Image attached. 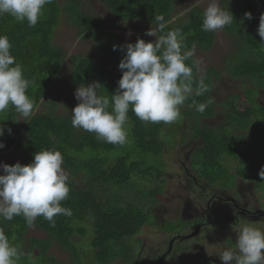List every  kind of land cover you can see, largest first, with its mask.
Here are the masks:
<instances>
[{
    "label": "trees",
    "instance_id": "obj_1",
    "mask_svg": "<svg viewBox=\"0 0 264 264\" xmlns=\"http://www.w3.org/2000/svg\"><path fill=\"white\" fill-rule=\"evenodd\" d=\"M100 1L115 19L123 22L138 21L155 28V16L163 15L166 23L164 32L182 29L188 49L195 43L196 49L209 51L215 43L214 32L202 30L204 10L199 6L187 12L182 20L173 22V15L181 0ZM83 5L82 0H51L35 27H28L27 21L18 22L8 14L0 16V35L9 37L11 54L23 66L25 78L33 81L27 89V95L35 102L34 112L51 92L66 60V53L54 43L55 33L63 20H67L80 37L91 40L96 53L104 58L120 64L126 55V44L110 31L108 21L102 20L96 12ZM222 8L229 10L234 17L233 22L223 28L233 38L232 50L224 57L225 68L220 71L210 68L203 75H198L197 68L193 66L194 81L203 77L209 90L201 96L193 94L189 97L185 102L187 109L184 115L196 120L215 116L219 103L212 93L216 91L224 71L228 70L233 79L253 82L256 89L242 93L247 103L242 110L238 109L241 95L232 94L222 102L227 117L225 122L215 128L200 127L197 122L193 135L203 143L194 156L208 162L213 159L222 161L223 158L237 160L241 169L236 177L242 181H253L259 175L256 166L260 158L244 138L236 137L232 132L251 130L253 119H256V125L263 127L260 138L264 136V108L255 102L257 91H264V40L258 34L260 16L264 14V0H222ZM246 13H251L253 18L247 19ZM114 46H117L115 51ZM187 63L192 64V60ZM70 64L71 87L99 82L102 85L99 90L101 95L111 98L117 92L119 80L108 68L92 58L72 54ZM193 86L195 88V83ZM209 100L211 103L204 113L196 111L195 104L207 103ZM45 108L41 113H33L22 124L18 121L23 117L11 106L0 112V126L4 128L0 143L5 145L0 153L14 149L22 152L26 161L33 162L38 151L59 150L64 158L62 167L69 175L71 189L61 206L71 209L72 215L54 217L55 227H51L42 216L36 218L32 227L27 225L22 215L15 216L11 221L0 218V228L24 253L19 264H32L29 256L35 259L34 264H55L47 256L54 245L69 251L75 264H83L84 260L88 264H111L116 259L131 263L136 255L127 248L126 243L148 225L151 213L133 203L118 202L116 192H131L135 175L146 177L152 172L161 181L163 168L145 169L143 162L135 161L133 150H138L144 156L159 158L166 148L163 140L165 123L143 122L130 108L127 123L130 138L127 137L126 143L122 145L111 144L98 140L95 133L74 128L71 114H59L52 100L45 103ZM174 141L170 140V143ZM202 160L197 159L195 166L199 170L198 178L206 180L199 176L204 175V170L212 168V163L200 165ZM218 169L222 177L227 175L222 165ZM151 195L157 197L159 190L152 191ZM151 218L153 221L154 217ZM33 227L47 233L49 238L43 241L25 239L26 233ZM89 233L93 237L86 247L88 252L81 255L74 241L78 236L86 237ZM38 251L39 256L36 255ZM196 264L210 262L202 260Z\"/></svg>",
    "mask_w": 264,
    "mask_h": 264
},
{
    "label": "rangeland",
    "instance_id": "obj_2",
    "mask_svg": "<svg viewBox=\"0 0 264 264\" xmlns=\"http://www.w3.org/2000/svg\"><path fill=\"white\" fill-rule=\"evenodd\" d=\"M82 3L88 10L96 12L102 20L108 21L110 31L122 43L135 44L138 39L155 42L156 37L146 35L153 27L138 21L123 22L115 19L100 0H82ZM208 3L209 0H181L173 15V22L182 20L194 7L199 6L205 11ZM219 3L222 7V0H219ZM232 39L221 29L214 32L215 43L209 51L195 50L194 58L200 62L198 75H203L210 68L219 71L225 68L223 60L232 50ZM54 43L66 53V60L55 79L51 92L43 99L34 114L45 111V103L51 100L57 105L58 113L61 115L71 114L72 110L78 106L79 101L75 97L77 88L71 87L69 79L72 54L90 57L99 65L108 68L118 80L122 78L123 73L119 69V64L96 53L91 40L80 37L67 20L61 22L55 33ZM224 72L216 91L212 93L213 98L219 103L212 119L196 120L184 115L187 109L184 105L181 108L180 118L171 124H165L163 140L166 148L159 158L151 155L144 156L138 150V152L133 150L135 161L143 162L145 169L150 167L161 169L162 167V178L161 181L156 179L152 172L146 174V177L135 175L133 182L136 187L132 184L131 192L122 190L116 192L118 202L133 203L147 213H151V216L148 225L142 229L141 233L126 243L127 248L136 255L133 261L126 263L123 260H117L113 264H195L202 260L210 264H223L219 255L226 248L235 246L237 224L253 222L254 226L264 229V178L257 174L258 177L253 178V181L252 179L242 181L239 177L235 178L238 170L241 169L238 167L239 161L223 158L222 161L213 159L212 162H208L198 158L197 155L194 156L200 145H203L200 139L193 137L197 124L208 128L221 126L227 119L222 102L232 94L241 95L238 109L242 110L247 105L242 93L256 89L253 82L233 79L228 70ZM257 92L255 102L263 109L264 91ZM24 121L26 119L20 117L18 122L22 124ZM256 123V119H253L251 130L233 131L232 134L244 138L250 144L254 154L259 156L260 160L256 167L260 173L264 168V136L260 138L263 127ZM127 137H129L128 132ZM170 140L175 141L171 144ZM22 155V152L14 149L0 153V165L14 166L20 163L22 166H27L32 163L26 161ZM197 159L202 160L200 165L212 163V168L204 170V175L199 176L209 182L198 178L199 170L195 166ZM221 165L226 169L225 177L219 174L218 166ZM256 167H254L255 170ZM3 174L0 168V175ZM154 190L155 192L159 190L157 197L151 195ZM103 200L106 201V199ZM244 213L249 216H245ZM198 218L206 222L210 219L212 224L218 223L223 229L220 230L218 226H215L209 231L211 225L196 240L194 237L183 241L181 237L189 234L188 231L193 229L192 225ZM222 230H224V237ZM92 237L89 233L86 237L78 236L75 239L74 244L78 246L81 255L88 252L86 247ZM28 238L43 241L49 236L33 227L26 233L25 239ZM36 255L39 256L40 251L36 252ZM47 256L52 258L55 264H75L72 254L56 245L51 247ZM84 261L83 264L89 263L87 260Z\"/></svg>",
    "mask_w": 264,
    "mask_h": 264
},
{
    "label": "clouds",
    "instance_id": "obj_3",
    "mask_svg": "<svg viewBox=\"0 0 264 264\" xmlns=\"http://www.w3.org/2000/svg\"><path fill=\"white\" fill-rule=\"evenodd\" d=\"M50 2L0 0V16L8 14L18 22L27 21L28 27H35ZM245 17L253 18L251 13H246ZM233 18L229 10L220 6L219 0H209L203 13L202 30L216 32L230 25ZM155 21L156 27L146 33L156 37L155 42L138 39L135 44L124 46L126 55L119 64L123 75L111 98L99 93L102 87L99 82L77 88L75 97L79 103L71 113L74 128L95 133L98 140L122 145L127 141L130 108L143 122L171 124L180 118L181 108L189 97L193 94L201 96L209 90L203 77L194 81L193 66L199 70L200 64L193 59L196 44L187 48L182 29L165 33L163 15L155 16ZM258 34L264 40V14L260 16ZM11 48L9 37L0 35V112L11 106L27 119L36 107L27 95L33 81L25 78L23 66L16 62ZM113 50H117V46ZM189 60L192 64L187 63ZM210 103L211 100L195 104L196 111L204 113ZM3 135L4 128L0 126V136ZM4 147L0 143V149ZM63 163L59 150L47 149L35 153L34 161L27 166L20 163L0 165L4 173L0 175V218L11 221L22 215L32 227L36 218L42 216L55 227L54 217L71 216V209L61 206L71 190ZM259 175L264 178V168ZM254 225L253 222L237 224L235 246L226 248L219 255L223 264H264V229ZM23 255L20 246L11 242L0 228V264H19ZM28 259L34 264L33 257Z\"/></svg>",
    "mask_w": 264,
    "mask_h": 264
},
{
    "label": "flooded vegetation",
    "instance_id": "obj_4",
    "mask_svg": "<svg viewBox=\"0 0 264 264\" xmlns=\"http://www.w3.org/2000/svg\"><path fill=\"white\" fill-rule=\"evenodd\" d=\"M236 178V176H235ZM226 186H230V185H226ZM245 216H249L248 214L246 215V213H244ZM212 225V226H211ZM193 229H191L190 231H188V235L186 237H181L182 240H189V239H193L195 237V240L201 235L202 233L205 232V230L209 228V231H211L215 226H218L221 230L222 227H220V225L218 223H211L210 219H208V221H203L202 219L198 218L195 219L194 224L192 225ZM223 229V228H222ZM223 232V237L225 236L224 234V230H222ZM200 239V238H199ZM175 241V240H174ZM200 262V261H199ZM198 263V262H197ZM196 264V263H195Z\"/></svg>",
    "mask_w": 264,
    "mask_h": 264
}]
</instances>
